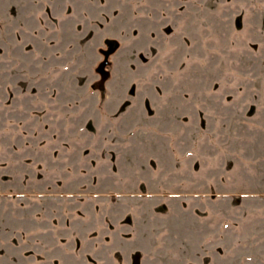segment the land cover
Listing matches in <instances>:
<instances>
[{
  "label": "rangeland",
  "instance_id": "1",
  "mask_svg": "<svg viewBox=\"0 0 264 264\" xmlns=\"http://www.w3.org/2000/svg\"><path fill=\"white\" fill-rule=\"evenodd\" d=\"M264 263V0H0V264Z\"/></svg>",
  "mask_w": 264,
  "mask_h": 264
},
{
  "label": "crops",
  "instance_id": "2",
  "mask_svg": "<svg viewBox=\"0 0 264 264\" xmlns=\"http://www.w3.org/2000/svg\"><path fill=\"white\" fill-rule=\"evenodd\" d=\"M262 264H264V263H262Z\"/></svg>",
  "mask_w": 264,
  "mask_h": 264
}]
</instances>
